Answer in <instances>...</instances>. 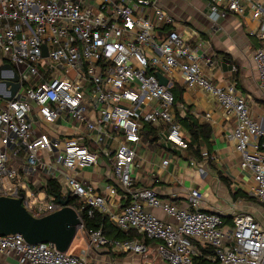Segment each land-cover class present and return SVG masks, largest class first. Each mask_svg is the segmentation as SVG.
Segmentation results:
<instances>
[{
  "label": "built area",
  "instance_id": "built-area-1",
  "mask_svg": "<svg viewBox=\"0 0 264 264\" xmlns=\"http://www.w3.org/2000/svg\"><path fill=\"white\" fill-rule=\"evenodd\" d=\"M248 11L259 23L251 34L264 40V0H208V17L215 22ZM175 25L161 0H0V73L14 76L2 68L8 63L20 82L7 100L10 90L0 79V196L22 198L36 217L60 209L59 199L75 197L90 216L99 212L118 229L141 235L116 242L118 249L143 254L146 241L156 240L166 264H196L202 256L218 264H264V227L252 214L235 213L227 225L221 213L200 207V190L193 189L189 204L181 205L135 185L144 122L166 141L187 146L176 110L185 103L176 105L172 92L181 75L186 88L213 95L235 116L232 138L241 168L254 182L249 194L264 206V128L235 85L220 87L204 72L197 50ZM253 61L264 90V46ZM156 72L168 78L166 85ZM57 123L70 125L71 133H61ZM19 157L29 173L45 174V184L61 183L63 198L37 196L11 161ZM104 159L123 192L120 208L79 179L80 171ZM197 164L205 173L203 162ZM146 205L161 208L169 219ZM89 242L97 250L108 239L100 229L90 233ZM0 254L14 256L18 264H93L86 249L80 255L63 252L52 243H29L20 233L0 234Z\"/></svg>",
  "mask_w": 264,
  "mask_h": 264
},
{
  "label": "crops",
  "instance_id": "crops-1",
  "mask_svg": "<svg viewBox=\"0 0 264 264\" xmlns=\"http://www.w3.org/2000/svg\"><path fill=\"white\" fill-rule=\"evenodd\" d=\"M161 4L174 17L175 28L197 50L204 72L220 87L235 85L238 92L247 97L253 116L264 128V90L259 85L253 61L254 52L264 46V40L251 34L259 26L251 12L244 15L230 13L215 22L208 17V0H161ZM175 86L183 91L185 108H180V115L183 117L188 108L200 123L212 127L211 154L207 155V148L203 151L206 153L202 161L206 172L201 173L197 161L184 158L182 147L166 141L159 131L160 138L155 142L142 135L144 140L132 173L135 185L154 189L162 201L181 205L189 204L191 191L197 189L204 196L201 208L219 212L224 219L247 212L264 227V206L254 198L243 197L245 194L250 196L254 182L251 172L241 168L242 157L232 138L235 116L228 115L213 95L198 87L186 88L181 75L177 76ZM56 126L64 134L72 131L70 125L57 123ZM167 159L170 162L164 165ZM11 161L19 168L21 179H29L31 190L45 199V174L29 173L22 157L11 158ZM109 170L104 159L99 166L80 171L79 179L83 185H91L104 195L111 206L120 208L125 203L123 192ZM155 177L159 179L157 182ZM148 209L163 219H169L161 208ZM227 219L225 223L232 225L233 219ZM146 243V253L121 250L118 254L121 257L114 253L115 250L113 252V248H118L112 247L108 251L115 257L113 264H166L157 251L159 242L149 240ZM0 264L18 262L14 256L0 254Z\"/></svg>",
  "mask_w": 264,
  "mask_h": 264
},
{
  "label": "water",
  "instance_id": "water-1",
  "mask_svg": "<svg viewBox=\"0 0 264 264\" xmlns=\"http://www.w3.org/2000/svg\"><path fill=\"white\" fill-rule=\"evenodd\" d=\"M2 68L12 70L14 73V76L9 78H3L0 73V79L4 80L7 89L10 90V95L6 96V99L12 100L20 86L18 73L8 63ZM156 76L161 84L168 83V78L161 72H156ZM58 201L62 206L60 209L36 217L27 210L22 198L0 196V234L20 233L29 243H52L60 251H69L82 220L79 212L69 205L70 195Z\"/></svg>",
  "mask_w": 264,
  "mask_h": 264
},
{
  "label": "trees",
  "instance_id": "trees-1",
  "mask_svg": "<svg viewBox=\"0 0 264 264\" xmlns=\"http://www.w3.org/2000/svg\"><path fill=\"white\" fill-rule=\"evenodd\" d=\"M172 92L175 96L176 105L179 102L183 101V91L178 89L175 85L172 88ZM177 115L182 125V134L184 137V141L186 143V147L183 149L182 156L189 160H194L197 162H202L205 159V155L203 151L205 148L208 149L207 155L211 154V136H212V127L209 124H202L200 123L190 112L187 108L186 114L182 117L180 115V108H177ZM141 134L146 136L148 140L151 142H155L160 138L159 130L144 122L141 127ZM62 184L59 183L55 179H49L46 185V192L49 196H52L55 200L59 198H63L62 193ZM247 199L252 200L253 197L248 195H243ZM254 200V199H253ZM69 205L80 210V216L83 223V232L84 234L89 237L90 233L95 230H102L105 237L108 239V243L106 246L114 247L116 242H124L130 241L137 238H141V235L138 234L136 231L129 230V231H122L118 229L113 223L109 221L107 216L102 215L99 212H95L92 216L88 214L89 208L86 207L85 209L81 210V203L75 197L70 198ZM231 221L233 217H228ZM227 219V218H225ZM227 219V221H229ZM149 241V240H148ZM74 242V241H73ZM73 244V243H72ZM204 253L209 252L208 249H203ZM109 252V251H108ZM196 264H217L211 261H208L205 256L197 258L195 260Z\"/></svg>",
  "mask_w": 264,
  "mask_h": 264
},
{
  "label": "rangeland",
  "instance_id": "rangeland-1",
  "mask_svg": "<svg viewBox=\"0 0 264 264\" xmlns=\"http://www.w3.org/2000/svg\"><path fill=\"white\" fill-rule=\"evenodd\" d=\"M1 103L2 102L0 101V104ZM63 181L64 180H62V182ZM84 249L87 250L88 259L90 260V262H92L94 264H111V263L113 264L114 263L115 257L111 256L108 252V250L112 249V247L105 245L103 247H100L97 250L91 248L90 242H89V237H87L84 234L82 227H80V229L77 233V236L74 239V242L69 249V252L76 254V255H80V254H82ZM114 250L116 252H114ZM113 252L116 253L117 256H119L118 254L121 252V250L113 248ZM119 257H121V256H119Z\"/></svg>",
  "mask_w": 264,
  "mask_h": 264
}]
</instances>
